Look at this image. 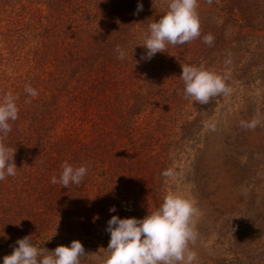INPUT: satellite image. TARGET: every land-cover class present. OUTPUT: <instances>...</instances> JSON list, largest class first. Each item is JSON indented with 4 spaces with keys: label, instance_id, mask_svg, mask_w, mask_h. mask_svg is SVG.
<instances>
[{
    "label": "trees",
    "instance_id": "obj_1",
    "mask_svg": "<svg viewBox=\"0 0 264 264\" xmlns=\"http://www.w3.org/2000/svg\"><path fill=\"white\" fill-rule=\"evenodd\" d=\"M216 1L225 9L233 0H198L200 37L148 60L139 44L167 0H0V97H19L6 140L16 175L0 181V246L25 236L43 246L73 230L108 245L112 215L139 216L146 185L164 178L173 138L191 121L181 65L216 58L204 43L222 25L211 21ZM65 161L87 166L79 186L59 183Z\"/></svg>",
    "mask_w": 264,
    "mask_h": 264
},
{
    "label": "rangeland",
    "instance_id": "obj_2",
    "mask_svg": "<svg viewBox=\"0 0 264 264\" xmlns=\"http://www.w3.org/2000/svg\"><path fill=\"white\" fill-rule=\"evenodd\" d=\"M220 4L208 8L211 21L222 25L212 35L216 58L206 68L230 91L204 105L190 98L191 121L173 138L172 164L155 190L146 185L136 218L159 207L167 192H185L200 212L189 244L194 264H264V0H233L225 9ZM253 119L259 121L255 128L244 126ZM74 239L88 252L81 264H99L107 244L74 230L35 246L52 251ZM15 246H0V264Z\"/></svg>",
    "mask_w": 264,
    "mask_h": 264
},
{
    "label": "clouds",
    "instance_id": "obj_3",
    "mask_svg": "<svg viewBox=\"0 0 264 264\" xmlns=\"http://www.w3.org/2000/svg\"><path fill=\"white\" fill-rule=\"evenodd\" d=\"M212 0H208L211 3ZM198 0H167L164 13L148 26L144 43L147 51L142 59L150 60L156 53L166 51L167 45H183L200 37ZM143 10L138 4L136 14ZM214 37L204 36V43L211 45ZM118 59H124V50L117 45ZM180 78L185 85V96L193 102L208 104L214 96L227 94L230 89L225 79L203 64L181 65ZM25 92L36 97L38 92L31 85ZM19 97L11 91L0 97V181L15 176L17 166L14 162L15 150L6 145L12 122L19 118ZM30 103V100H26ZM259 121L253 119L244 125L255 128ZM59 183L68 187L70 183L79 186L87 175L86 165L74 166L65 161L62 165ZM53 184L57 177L51 178ZM115 212V206L110 207ZM200 214L196 202L185 192L169 191L156 209L143 218L112 215L107 222L106 231L110 233L107 248L98 256L99 264H194L196 253L189 244L196 240L194 216ZM88 252L78 239L70 245H58L54 250L35 246L29 236L20 238L11 254L5 255L2 264H81V257Z\"/></svg>",
    "mask_w": 264,
    "mask_h": 264
}]
</instances>
